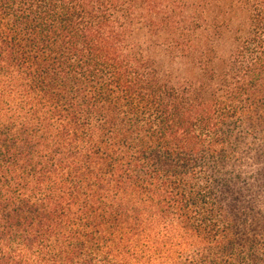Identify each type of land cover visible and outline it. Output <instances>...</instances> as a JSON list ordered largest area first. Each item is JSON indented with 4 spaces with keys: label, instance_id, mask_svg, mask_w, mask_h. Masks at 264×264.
Segmentation results:
<instances>
[{
    "label": "trees",
    "instance_id": "1",
    "mask_svg": "<svg viewBox=\"0 0 264 264\" xmlns=\"http://www.w3.org/2000/svg\"><path fill=\"white\" fill-rule=\"evenodd\" d=\"M0 264H264V0H0Z\"/></svg>",
    "mask_w": 264,
    "mask_h": 264
}]
</instances>
